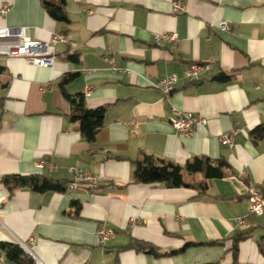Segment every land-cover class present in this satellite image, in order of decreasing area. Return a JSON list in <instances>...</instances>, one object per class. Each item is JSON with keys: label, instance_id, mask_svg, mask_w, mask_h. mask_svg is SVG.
Instances as JSON below:
<instances>
[{"label": "crops", "instance_id": "0c3cea01", "mask_svg": "<svg viewBox=\"0 0 264 264\" xmlns=\"http://www.w3.org/2000/svg\"><path fill=\"white\" fill-rule=\"evenodd\" d=\"M63 1L66 23L42 0H0L10 8L0 29L25 28L42 42L61 34L71 43L55 46L50 69L0 58V244L19 245L33 264H234L233 241L243 236L235 264H264V211L250 213L247 202L250 188L264 192V137L250 135L264 126V0ZM174 1L183 11L172 12ZM160 33L178 40L156 43ZM192 63L207 66L198 82L183 78ZM69 74L76 76L65 91L105 110L93 143L71 121L58 86ZM171 75L179 81L166 96L155 85ZM174 110L206 124L180 135ZM233 129V147L221 145ZM141 154L180 166L223 159L229 168L221 179L185 175L189 184L205 182V192L144 185L134 182ZM72 169L96 181L70 191ZM37 174L65 190L11 195L1 182ZM100 227L114 231L104 245L95 236Z\"/></svg>", "mask_w": 264, "mask_h": 264}, {"label": "trees", "instance_id": "16d2710c", "mask_svg": "<svg viewBox=\"0 0 264 264\" xmlns=\"http://www.w3.org/2000/svg\"><path fill=\"white\" fill-rule=\"evenodd\" d=\"M43 7L47 14L56 21L68 22L64 13V1L60 0L58 4L42 0ZM71 60L73 56L69 57ZM75 74H69L61 78L59 88L65 100L70 106V119L78 123V130L82 138L87 143H93L96 135L103 126L105 115L104 108L89 109L86 106L82 95H69L65 91V86L71 82ZM214 79L225 82L227 78L218 75ZM252 139L256 142L264 137V126H258L250 133ZM134 182L144 185L160 184L167 188H197L199 192L206 191V183L189 184L185 180L186 174L203 175L205 180L221 179L225 176V170L229 168L227 162L223 159L211 160L207 157H194L187 161L185 165L180 166L174 162L155 159L150 155L141 154L134 161ZM2 184L12 195L16 190H30L39 194L46 192H63L65 185L44 177L40 174L20 176L12 175L1 179ZM243 236L235 237L232 245L233 263L236 261L237 244ZM137 251H144L157 255L158 253L151 247L135 243L132 245ZM0 249L3 251L4 258L11 264H33L31 257L17 244L1 243ZM262 251V250H261ZM264 253V252H263Z\"/></svg>", "mask_w": 264, "mask_h": 264}, {"label": "built area", "instance_id": "2783aa9c", "mask_svg": "<svg viewBox=\"0 0 264 264\" xmlns=\"http://www.w3.org/2000/svg\"><path fill=\"white\" fill-rule=\"evenodd\" d=\"M8 5H2L0 7V16H4L9 12ZM171 10L173 13H179L183 11V5L180 2H172ZM155 42H171L175 43L178 40L176 33H160L155 34ZM58 44L70 46L71 43L61 34H53L48 42L31 40L27 34L25 28H2L0 29V58L7 59H23L27 65L38 67L42 69H50L55 62V46ZM112 71H117L113 62L109 61ZM207 69L206 65L192 63L183 72V78L191 82H198L202 79V75ZM179 81V77L171 75L158 81L155 88L160 90L164 95L168 96L175 88V85ZM91 94V89L86 87L85 96L88 97ZM174 117L171 120L172 128L183 136H190L193 133V129L196 125H204L206 121L199 119L196 121L191 113L182 111H173ZM236 130H231L229 133L223 134L219 141L221 145L227 147H233L234 137ZM39 169L43 168V163L38 164ZM50 168L54 167L50 165ZM72 179L67 185V189L75 191L80 185H87L94 183L96 179L89 173L81 169L71 170ZM248 210L250 213L260 216L264 211V192L257 191L254 188L248 190L247 196ZM241 223V220H239ZM114 231L111 229H105L100 227L96 230L95 236L99 245H104L111 237H113ZM29 252V251H28ZM5 258L0 256V263L3 264ZM217 264V263H216Z\"/></svg>", "mask_w": 264, "mask_h": 264}]
</instances>
